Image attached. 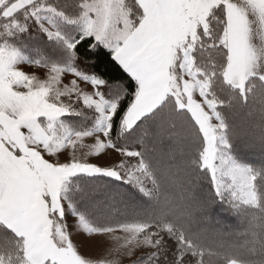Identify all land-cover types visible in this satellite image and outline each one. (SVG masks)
Instances as JSON below:
<instances>
[{
  "label": "snow or ice",
  "instance_id": "1",
  "mask_svg": "<svg viewBox=\"0 0 264 264\" xmlns=\"http://www.w3.org/2000/svg\"><path fill=\"white\" fill-rule=\"evenodd\" d=\"M0 264H264V0H0Z\"/></svg>",
  "mask_w": 264,
  "mask_h": 264
}]
</instances>
